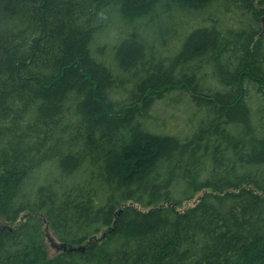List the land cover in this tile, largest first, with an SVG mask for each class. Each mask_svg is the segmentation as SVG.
<instances>
[{
    "label": "trees",
    "instance_id": "16d2710c",
    "mask_svg": "<svg viewBox=\"0 0 264 264\" xmlns=\"http://www.w3.org/2000/svg\"><path fill=\"white\" fill-rule=\"evenodd\" d=\"M0 264H264V0H0Z\"/></svg>",
    "mask_w": 264,
    "mask_h": 264
},
{
    "label": "rangeland",
    "instance_id": "374dc122",
    "mask_svg": "<svg viewBox=\"0 0 264 264\" xmlns=\"http://www.w3.org/2000/svg\"><path fill=\"white\" fill-rule=\"evenodd\" d=\"M231 25H232V24H231ZM170 50H171V49H170ZM168 54H169V53H168ZM186 205H187V206H188V205L191 206V205H192V202L189 203V204H186ZM186 205H185V206H186ZM50 239L54 241V239H53V237H52L51 235H50ZM50 239H47V254H48V257H52V256H54L55 253H56L54 247H53L52 244H51ZM54 243H55V241H54Z\"/></svg>",
    "mask_w": 264,
    "mask_h": 264
},
{
    "label": "water",
    "instance_id": "95a60500",
    "mask_svg": "<svg viewBox=\"0 0 264 264\" xmlns=\"http://www.w3.org/2000/svg\"><path fill=\"white\" fill-rule=\"evenodd\" d=\"M55 249H60L58 246H53ZM61 248L63 249V250H66V247L65 246H61Z\"/></svg>",
    "mask_w": 264,
    "mask_h": 264
}]
</instances>
